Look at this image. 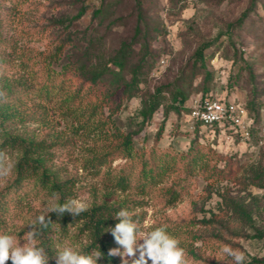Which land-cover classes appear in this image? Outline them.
Returning a JSON list of instances; mask_svg holds the SVG:
<instances>
[{
	"label": "rangeland",
	"instance_id": "1",
	"mask_svg": "<svg viewBox=\"0 0 264 264\" xmlns=\"http://www.w3.org/2000/svg\"><path fill=\"white\" fill-rule=\"evenodd\" d=\"M123 43L129 49L119 71L111 60ZM96 62L110 68L103 78L108 82L127 81L136 66L142 73L136 96L126 100L121 84L115 89L111 98L117 107L108 126L100 129L97 119L85 122V115L76 118L66 105L36 93L32 76L44 64L60 70ZM71 76L77 86L79 78ZM159 88L162 103L144 116V101ZM0 89V143L18 137L39 145L33 156L41 157L47 175L45 184L33 178L21 183L20 201L8 208L2 232L23 244L32 219L71 198L86 202L87 211L98 205L111 208L102 215L113 220L126 208L142 231L161 225L169 231L190 221L187 227L197 238L181 247L193 264H234L221 252L226 244L244 251L249 262L264 261V189L251 181L264 171V0H0ZM176 91L188 101L212 94L244 104L255 136L244 141L212 136L205 127L194 130L187 109L172 100ZM102 112L107 116L108 107ZM112 132L129 134L135 147L155 144L177 154L196 137L221 154L218 165L227 164L229 173L220 181L172 175L159 185L180 181V199L172 205L165 204L158 189L148 195L121 191L106 173L126 171L130 163L118 142L104 144L102 134ZM1 151L13 169L0 181V194L13 189L15 164L23 152L17 144ZM102 155L104 165L88 167L86 160ZM82 222L66 235H54L53 248L68 243L83 250L89 239L88 231H78ZM104 235L112 248L119 247L109 231Z\"/></svg>",
	"mask_w": 264,
	"mask_h": 264
},
{
	"label": "trees",
	"instance_id": "2",
	"mask_svg": "<svg viewBox=\"0 0 264 264\" xmlns=\"http://www.w3.org/2000/svg\"><path fill=\"white\" fill-rule=\"evenodd\" d=\"M25 1V0H24ZM126 43L121 44L117 50L116 56L111 60L112 64L118 67L121 71L124 67V60L128 51ZM202 57V55H201ZM43 63V62H42ZM67 66V65H66ZM62 67L60 70H55L50 67L49 63L41 66L40 72H34L32 78L37 81L36 93L40 97L46 99H55L59 101L60 105H66L69 113H73L74 117L78 118L85 115V122L93 120L100 129L108 126L111 121V115L115 113L117 105L112 100V95L115 89L121 84V97L129 100L136 96L140 91L139 84L143 81L140 75V66L131 69L130 78L121 83L108 82L104 80V75L110 72V68L106 63L96 62L91 65L85 63L78 64L74 67ZM66 68V69H65ZM79 78L80 83L76 86L72 81L71 73ZM115 83V84H114ZM0 93L1 89H0ZM160 88L154 94L149 95L147 100L143 103L142 114L144 116H151L152 113L160 106L164 96H162ZM212 95V94H204ZM214 96V95H212ZM1 98V96H0ZM87 100L83 106V101ZM172 100L177 103L178 108L186 107L187 99L182 96L181 92L176 91ZM72 109H70V106ZM107 106L109 114L103 115L102 109ZM7 108V106H5ZM79 112H76L75 109ZM248 110V109H247ZM250 115V114H249ZM200 128L199 122L195 123L194 130ZM102 131V130H101ZM255 127L252 129V136H255ZM107 140L108 146L112 142H118L120 149L130 163V167H125L127 170H121L115 174H107V179L111 182L114 188L121 191L135 190L136 194L148 195L155 190H159L163 201L167 205H172L180 199V193L176 185L180 183L179 180L174 181L170 185L159 186L163 182L169 180L172 175L183 173L184 177L202 176L205 180L220 181L227 177L229 170L227 164L223 167L218 165V161L222 159L214 148L209 145L201 144L195 137L186 152L174 153L169 149H158L155 144L149 148L135 147L131 136L128 134H121L112 132L110 134H102ZM22 138L6 137L0 143V151L7 146H21L22 156L15 164V175L13 181V189L0 194V232L4 230L6 225V217L8 208L18 201H20V185L25 180L34 179L37 183L45 184L47 175L42 165L40 156L34 157L33 153L40 148L39 145L31 146L30 142H25ZM105 146V145H104ZM87 161L88 167H101L106 163L105 156L91 157ZM139 169L135 172V166ZM124 168V169H125ZM99 171V170H97ZM252 183L264 189V171L255 174L251 178ZM51 185L52 188H55ZM56 189V188H55ZM62 204V203H60ZM234 207L235 204L231 203ZM111 208H103L102 205L93 207L90 211H84L80 215L73 217L69 213L59 216L57 213H47L52 223L47 228L41 230V235L37 238L39 246L46 249L49 255V264H55V251L53 248V236L66 235L69 227L77 224L83 219L82 225L78 227L79 232L88 231V243L81 250L82 252H91L95 248H99L105 254L104 258L98 264H122L116 257H108L107 253L112 248L110 238L105 237L107 229L114 227L117 222L110 217H104L102 213H106ZM110 213V212H108ZM190 221L184 222L180 225L175 224L169 234L176 237L180 241V247L188 243V240L194 241L197 236L188 229ZM194 224V223H193ZM178 225V226H177ZM7 264H11L8 261ZM249 264H264L263 260L252 259Z\"/></svg>",
	"mask_w": 264,
	"mask_h": 264
},
{
	"label": "clouds",
	"instance_id": "3",
	"mask_svg": "<svg viewBox=\"0 0 264 264\" xmlns=\"http://www.w3.org/2000/svg\"><path fill=\"white\" fill-rule=\"evenodd\" d=\"M3 95V93H0ZM13 169L7 154L0 151V181L6 180ZM56 194L53 195L55 201ZM88 210L86 202L80 199H68L65 203H53L50 213L63 216L65 213L73 217ZM114 219L118 221L114 227L107 229L119 247L109 249L107 256L121 258L122 264H193L184 248L180 247L178 238L167 231L165 225L153 228L151 231H142L139 221L133 219V213L126 208L120 209ZM52 223L48 214H40L27 225L28 230L23 244L17 237L7 232H0V264H49V255L46 249L38 244L41 230ZM222 254L231 257L234 264H249L248 256L239 248L224 245ZM99 248L91 252H82L76 246L68 243L56 245L54 255L55 264H98L104 258Z\"/></svg>",
	"mask_w": 264,
	"mask_h": 264
},
{
	"label": "built area",
	"instance_id": "4",
	"mask_svg": "<svg viewBox=\"0 0 264 264\" xmlns=\"http://www.w3.org/2000/svg\"><path fill=\"white\" fill-rule=\"evenodd\" d=\"M186 107L189 121L192 124L199 122L200 127L208 129L212 136L222 134L244 141L253 138L254 121L246 106L240 102L205 95L191 98Z\"/></svg>",
	"mask_w": 264,
	"mask_h": 264
}]
</instances>
